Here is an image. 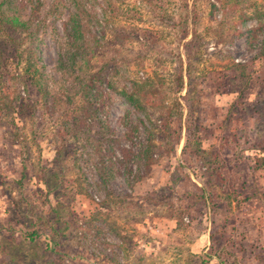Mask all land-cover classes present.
Segmentation results:
<instances>
[{"label": "rangeland", "instance_id": "1", "mask_svg": "<svg viewBox=\"0 0 264 264\" xmlns=\"http://www.w3.org/2000/svg\"><path fill=\"white\" fill-rule=\"evenodd\" d=\"M23 1L27 30L0 32V264H264V0Z\"/></svg>", "mask_w": 264, "mask_h": 264}, {"label": "trees", "instance_id": "2", "mask_svg": "<svg viewBox=\"0 0 264 264\" xmlns=\"http://www.w3.org/2000/svg\"><path fill=\"white\" fill-rule=\"evenodd\" d=\"M16 2H17L16 0H1L0 1V4H3V7L0 6V32L3 34L8 35L9 33L8 30H12V29H14L13 31H16V30L20 32L25 31L27 30L28 26L31 24L30 18H32V16L30 15L33 14L34 10L37 7L33 6L32 4L28 6L29 3H27V1L24 2L23 0H20L18 3ZM26 7H28L27 9L28 15L24 16L22 14V11L25 10ZM21 17H26V18L30 17V18L23 20ZM69 20L71 22H70V25H68V28L74 34L72 36H75V35L77 36V34L79 36H82L83 34L81 32V29L79 28L81 24L78 22L76 14H74ZM96 74L98 75L97 72H90L84 78L81 77L80 79L82 84L80 86L78 94L83 102L85 109H84L83 114L81 115V118H79L76 121V125H77L76 128H78V126H87L89 125V123H91V122L87 123V121H89V119L92 118L91 113L94 111L93 107L99 101V98L103 97L104 91L102 89V83H104V81L100 77H97ZM123 95L126 101L130 105L136 108H141V102L134 92L124 91ZM146 143H147V140L146 142L144 140L142 151L136 153L135 158L143 159L145 157H150L152 155L151 148L153 147V143L152 142H148L147 144ZM24 148H25L24 142L22 143L20 141L18 153L17 155L12 156V162L9 163L11 164V166L10 165L9 166L12 168L7 170V171H10L9 174H12V176H15V174L19 173L20 170H21L20 172H22L26 166L25 161H24L26 152ZM124 151H128L130 154L132 153L128 149H124ZM124 157H125L124 162H126L128 160L127 158H129V155L125 153ZM17 159H19V161H17ZM121 159L123 160V157ZM39 169H43V168L41 167ZM18 234L21 236L23 240H27L28 242L35 241L36 236H38L35 230H23V231H20ZM12 235L17 236V233L15 234L14 232H12ZM47 241L49 242L48 239ZM53 244L54 243H49V244L47 243V248L53 249Z\"/></svg>", "mask_w": 264, "mask_h": 264}]
</instances>
